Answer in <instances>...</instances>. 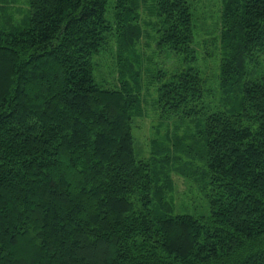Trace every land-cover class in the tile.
Listing matches in <instances>:
<instances>
[{
    "label": "trees",
    "instance_id": "trees-1",
    "mask_svg": "<svg viewBox=\"0 0 264 264\" xmlns=\"http://www.w3.org/2000/svg\"><path fill=\"white\" fill-rule=\"evenodd\" d=\"M27 3L20 21L0 8V264H264V0H220L205 69L187 65L189 0H152L157 46L180 62L152 108L160 128L193 134L156 129L151 162L135 158L132 126L144 0ZM178 152L202 167L186 178L207 181L206 217L171 214Z\"/></svg>",
    "mask_w": 264,
    "mask_h": 264
},
{
    "label": "rangeland",
    "instance_id": "rangeland-1",
    "mask_svg": "<svg viewBox=\"0 0 264 264\" xmlns=\"http://www.w3.org/2000/svg\"><path fill=\"white\" fill-rule=\"evenodd\" d=\"M12 1L13 0H0V8L3 10V14L7 11L9 16L13 15L16 20H19L21 19L20 16L22 17V13L26 14V11H28L27 0H15V3ZM189 2L194 16V34L197 51L195 52V60L189 62L187 65H202L205 69L208 68V65L213 63L214 59L218 56L215 47L210 44V36L220 23V0H189ZM13 9L19 10L20 13H16ZM112 14L111 8L109 7L107 17L110 21H112ZM140 16V27L142 38L144 39L140 47L144 42H146V45L143 48L144 53L142 60L144 68L140 74L139 96L141 100L146 103V107L144 108V116L133 122V141L135 158L137 160L151 162L150 139L155 138L156 140H160L155 136L156 129H159L160 126L153 111L154 109L152 108L154 103L153 97H155L156 88L160 83L158 77L160 73L180 68V62L176 58V55L168 50H161L157 46L158 35L156 31L158 25L156 18L153 16L152 0H144V8ZM1 18L0 23L6 26L7 24L5 25V23L8 21H2ZM102 58L103 57L99 59L100 64L95 66L94 77L96 84L106 88L108 85L114 84L112 72L113 64L112 60L109 58L105 60H102ZM172 59L174 61H172ZM181 63L183 65L182 67H184L185 63L182 61ZM169 125L170 126L159 129L160 136L164 135L165 128L169 129L170 133L174 131V134L179 137H182L184 134H193V128L184 121H177L175 123L170 122ZM158 142L164 143L162 140ZM183 145H185V143H183ZM196 152H198V148H194L192 156L196 154ZM177 157L179 159V164L171 171V176L177 183L175 197L172 201L173 210L171 214H186L197 218L208 216L210 209L209 191L208 187H206L207 181H200V179L192 181L186 178V176L190 177L191 175L199 178V176L202 175L203 170L200 163L194 161L192 165H189V160L183 152H178Z\"/></svg>",
    "mask_w": 264,
    "mask_h": 264
}]
</instances>
